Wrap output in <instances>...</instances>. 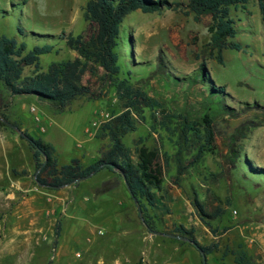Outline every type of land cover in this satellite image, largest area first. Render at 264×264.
Masks as SVG:
<instances>
[{"label": "rangeland", "instance_id": "374dc122", "mask_svg": "<svg viewBox=\"0 0 264 264\" xmlns=\"http://www.w3.org/2000/svg\"><path fill=\"white\" fill-rule=\"evenodd\" d=\"M87 1L0 0V35L25 41L28 50L56 44L40 57L42 70L55 61L79 58L87 64L83 83L92 92L62 111L34 95H10L0 84V264H162L183 256L185 245L195 249L197 264H203L191 242L154 235L142 226L139 203L114 173L104 169L58 189L40 185L34 150L2 116L23 131L18 115L27 119L29 129L55 147L62 164L80 157L89 165L110 147L109 127L131 106L137 90L188 122L203 123L207 115L214 130V149L194 165L204 139L183 132L184 119L168 120V130L160 123L163 117L145 107V120L123 137L133 153L143 137L145 145L171 156L160 192L170 212L149 209L157 215L160 232L173 233L184 225L203 245L217 243L207 264H239L243 253L251 264H264V16L257 0H250L246 9L232 8L235 40L242 48L222 53L211 43V16L196 21L189 0H169L180 4L176 8L132 11L121 24L117 60L111 65L103 54L85 56L58 38L61 31L90 38L92 29L84 18ZM20 27L27 33L21 34ZM34 72V66H26L23 75ZM33 106L43 117L45 133L39 131ZM106 181L116 189L97 195L94 190ZM219 209L225 213L213 217ZM176 245L183 249L176 252Z\"/></svg>", "mask_w": 264, "mask_h": 264}, {"label": "trees", "instance_id": "16d2710c", "mask_svg": "<svg viewBox=\"0 0 264 264\" xmlns=\"http://www.w3.org/2000/svg\"><path fill=\"white\" fill-rule=\"evenodd\" d=\"M249 1L189 0L188 7L198 22L204 16H211L212 21L208 27L212 34L211 43L218 49L219 53H222L227 48L237 50L242 48L241 44L235 40L238 29L232 15V8L246 9ZM257 4L264 16V0H257ZM178 6H180L178 2L169 0H88L84 7V18L89 22L92 29L90 38L86 39L84 34L73 35V33H65L64 31H61L58 38L64 40L69 47L81 51L83 55L103 54L111 65L117 60L115 49L119 46L121 24L129 13L135 10L155 12L163 8H176ZM19 31L21 34L27 33L23 27H20ZM54 47L53 43L48 42L43 45H35L28 50L25 41L19 42L15 37L1 34L0 84H5L10 95H34L38 99L48 101L62 111L76 98L92 94L91 88L83 83L87 64L79 58L55 61L49 65L47 70H42L40 57L52 52ZM89 48L95 51H88ZM26 66H34L35 72L32 75L24 76L23 72ZM206 72V67L203 66V79L206 78ZM124 86L125 82L118 84L121 96ZM145 107L153 109L154 115L159 113L163 117L160 123L166 129L170 130L171 128L168 120L172 118L184 119L183 132H192L196 139H204V143L198 148L191 165L196 164L204 152L214 149V130L212 121L207 115L204 117L203 123L188 122L182 114L163 107L159 100L142 90H137L131 106L124 113L118 115L113 127H109L112 141L110 147L102 151L101 155L89 165H84L77 157L60 165L55 147L41 138L32 136L25 130L21 138L26 139L29 146L34 150L32 157L36 165L38 183L58 189L73 184L79 178L87 177L90 174L94 175L105 169L106 173H114L121 177L125 184L127 182L130 185L134 197L137 198L143 210L144 221L142 226L146 225L149 230L161 231L156 226L157 215H152L149 209H159L163 213L170 212L160 192L163 190L164 175L170 167L171 156L168 152H162L157 147L151 148L145 145L143 137L138 138L134 153L123 142V137L127 133L137 130L138 121L145 120V116L142 114ZM2 116L6 119L4 114ZM1 123L6 125L4 122ZM14 124L18 126L17 123ZM245 162L247 166L251 165L250 159H246ZM181 173L182 168L179 169L178 174ZM100 187L94 190L97 195L112 192L113 189H116V184L106 181ZM130 196L134 200V197ZM194 203L201 210L202 220H205L202 204L197 198H195ZM224 213V209H219L213 214V217H219ZM205 222L208 223V221ZM172 232L189 237L191 239L189 242L193 245L196 244L197 248H202L206 255L218 247L217 243L210 246L203 245L195 237L194 230H188L184 225L177 226ZM141 233L139 231L140 238ZM57 234H59V229H57ZM179 242L187 243L185 241ZM237 262L239 264H251L245 253L239 256Z\"/></svg>", "mask_w": 264, "mask_h": 264}, {"label": "crops", "instance_id": "0c3cea01", "mask_svg": "<svg viewBox=\"0 0 264 264\" xmlns=\"http://www.w3.org/2000/svg\"><path fill=\"white\" fill-rule=\"evenodd\" d=\"M55 46H56V44H55ZM18 117L20 118V120H21V125H22V129H24V130H27L32 136H34V137H36V138H40V136L39 135H35L34 133H36V130L34 129V130H32V129H29V127H28V120L27 119H25L24 117H21V116H19L18 115ZM38 123V122H37ZM45 125L44 124V120L42 121V122H40V124L39 125ZM46 126V125H45ZM38 128H39V131H40V133H45V132H42L41 131V129H40V126H38ZM46 128H47V126H46ZM37 129V128H36ZM46 142V141H45ZM49 143V142H48ZM57 155V158H58V154H56ZM77 158H79L80 160H81V158L80 157H77ZM82 161V160H81ZM58 162H59V164L60 165H62V163L58 160ZM70 162V161H69ZM68 163V162H67ZM66 164V163H65ZM198 240H199V238H198ZM183 247H185V249H186V252H185V254L183 255V256H181V257H177V258H173V259H169V258H166V260L164 261V263H162V264H197V255H196V253H195V249L193 248V247H191V246H188V245H185V246H183ZM183 247L182 246H180V245H176L175 246V248H176V252L178 251V250H182L183 249ZM90 264H95V263H90ZM97 264H125L124 262L122 263L120 260H117V261H114V262H109V263H107V262H104L103 260H101L99 263H97Z\"/></svg>", "mask_w": 264, "mask_h": 264}, {"label": "water", "instance_id": "95a60500", "mask_svg": "<svg viewBox=\"0 0 264 264\" xmlns=\"http://www.w3.org/2000/svg\"><path fill=\"white\" fill-rule=\"evenodd\" d=\"M4 121L11 127H13L14 129H16L21 135H24V131L21 130L16 124L8 121V120H5ZM93 174H90L89 176L87 177H82V178H79L77 179L73 184H77L79 182H81L82 180L84 179H87L89 177H91ZM126 182V180H125ZM126 185H127V188L129 190V192L131 193V195L134 197V194L132 192V189L130 187V185L126 182ZM66 186H69V185H66ZM66 186H63V187H66ZM134 201L135 203H138V200L137 198L134 197ZM138 210H139V214H140V217L142 219V221H144V216H143V210L141 208V206L138 204ZM150 232L154 235H163V236H167V237H171V238H175V239H180V240H184V241H191V239L187 236H184V235H181V234H175V233H170V232H160V231H155V230H152L150 229ZM196 245V244H195ZM202 254V258H203V264H207V255L205 253V251L202 249V248H198Z\"/></svg>", "mask_w": 264, "mask_h": 264}, {"label": "built area", "instance_id": "2783aa9c", "mask_svg": "<svg viewBox=\"0 0 264 264\" xmlns=\"http://www.w3.org/2000/svg\"><path fill=\"white\" fill-rule=\"evenodd\" d=\"M31 111L34 114V119L36 122L40 123L43 120V117L37 112V108L35 106L31 107ZM108 116V114H106ZM97 121L94 122V125H97ZM40 129L42 132L46 131V126L45 125H40ZM90 132V130H88ZM234 213H237V210L234 211Z\"/></svg>", "mask_w": 264, "mask_h": 264}]
</instances>
